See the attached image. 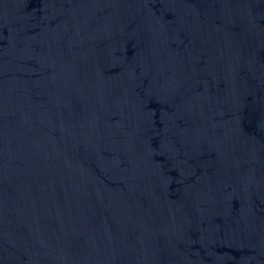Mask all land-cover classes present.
Here are the masks:
<instances>
[{"label":"water","instance_id":"water-1","mask_svg":"<svg viewBox=\"0 0 264 264\" xmlns=\"http://www.w3.org/2000/svg\"><path fill=\"white\" fill-rule=\"evenodd\" d=\"M0 264H264V0H0Z\"/></svg>","mask_w":264,"mask_h":264}]
</instances>
